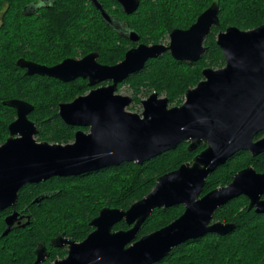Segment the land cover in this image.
Instances as JSON below:
<instances>
[{
    "label": "water",
    "instance_id": "obj_1",
    "mask_svg": "<svg viewBox=\"0 0 264 264\" xmlns=\"http://www.w3.org/2000/svg\"><path fill=\"white\" fill-rule=\"evenodd\" d=\"M125 15H132L140 0H112ZM102 20L115 31L121 26L103 9L98 0H89ZM219 8L213 3L189 28L173 29L167 45L138 44L130 48L115 65L97 62L89 53L80 59L67 58L46 67L19 59L17 66L27 76L38 75L68 83L88 80L94 87L69 103L60 104L58 116L68 126L79 130L68 144L38 142V130L28 115L33 106L24 100L2 102L16 112L8 126L9 137L0 146V211L15 205L19 189L52 177L80 176L117 167L122 163H143L171 150L184 141L188 150L202 142L206 148L191 163L157 178L153 189L126 210L103 208L89 225L94 231L80 243L63 235L50 241L51 247L68 246L66 258L51 264H156L170 251L189 240L207 234L225 236L234 224L215 222L214 213L240 196L249 199L248 209L264 213V173L253 167L237 172L231 183L200 197L206 178L239 151L252 157L264 153V138L254 137L264 131V24L247 31L228 27L216 36L225 65L202 71L204 80L188 89L179 106L169 107L168 100L155 92L141 101L140 114L127 111L132 98L116 94L117 85L141 71L145 64L168 52L178 62L196 63L206 52L204 41L213 27L219 26ZM128 41L137 44L140 36L123 31ZM184 206L183 213L167 226L136 240V235L155 210ZM13 213L5 219L6 236L17 221ZM127 231L113 232L120 223ZM34 264L48 258L46 247L39 244Z\"/></svg>",
    "mask_w": 264,
    "mask_h": 264
},
{
    "label": "trees",
    "instance_id": "obj_2",
    "mask_svg": "<svg viewBox=\"0 0 264 264\" xmlns=\"http://www.w3.org/2000/svg\"><path fill=\"white\" fill-rule=\"evenodd\" d=\"M27 2L0 0V144L15 115L2 102L12 99L33 106L29 119L38 129V141L67 144L73 141L75 129L59 118L58 106L85 94L89 90L87 82L78 79L62 83L47 77L26 76L16 65L19 55L29 45L26 58L51 65L67 57L96 53L99 63L111 66L122 61L134 44L123 32L107 25L89 0H53L51 7L40 8L36 18L22 14ZM99 2L113 20L137 32L140 42L146 45L161 43L173 29L189 28L212 3L219 8V26L212 28L205 39L206 52L198 62H178L166 52L149 60L141 71L124 81L122 85H127L134 105L153 92L166 98L169 107L181 105L185 92L201 79L204 67L216 69L225 65L222 51L216 45L220 31L228 27L247 31L264 24V0H140L132 15H125L115 1ZM188 144L182 142L175 150L142 165L122 163L89 174L53 177L25 186L18 193L16 208L25 209L30 216L29 224L0 238V264H31V251L36 243L48 244L62 233L82 241L91 232L90 221L101 209L126 210L153 189L158 177L190 163L206 147L201 144L190 152ZM248 166L264 172V153L251 157L248 152H238L208 176L204 193L229 184L238 171ZM42 195L38 206L32 203L33 198ZM182 211L181 205L155 209L140 227L137 239L167 226ZM3 216L0 214V236ZM213 220L232 223L234 230L225 236L207 234L186 241L156 264H264V216L248 211L245 198L218 209ZM126 228L121 222L114 229ZM64 254L63 250L52 249L47 263Z\"/></svg>",
    "mask_w": 264,
    "mask_h": 264
},
{
    "label": "flooded vegetation",
    "instance_id": "obj_3",
    "mask_svg": "<svg viewBox=\"0 0 264 264\" xmlns=\"http://www.w3.org/2000/svg\"><path fill=\"white\" fill-rule=\"evenodd\" d=\"M99 1V0H98ZM100 3V2H99ZM53 4V0H29V2H27V4L23 7V9H22V14L24 15V16H26V17H31V16H34L35 18L38 16V14L40 13V8H45V9H47L48 7H51V5ZM2 26V21L0 20V27ZM120 26H121V32H123V31H125V30H127V29H125V25H123V24H120ZM214 28V27H213ZM212 30V29H211ZM122 34H124V32L122 33ZM124 36L126 37V39H127V36H126V34H124ZM208 37V36H207ZM206 37V38H207ZM128 40V39H127ZM130 42V41H129ZM132 43V42H131ZM140 43H142V42H140V40H139V42L137 43V44H135V43H133L134 44V46H131L130 48H133V47H136L138 44H140ZM204 43H205V41H204ZM28 46L29 45H26V47H27V49H25V50H23L22 51V53H21V55H19V58H18V60L19 59H23V60H26V61H30V62H34V63H36V64H39V65H42V66H46V67H52V66H54V65H57V64H59L60 62H62L63 60H61L60 62H57V63H54V64H51V65H46V64H40V63H38V62H36V61H34V60H30V59H28V58H26V56H25V53L28 51ZM205 46V45H204ZM34 52H36L35 50H34ZM83 56H81V57H76V58H73V59H80V58H82ZM65 59H67V58H65ZM17 60V61H18ZM17 61H16V65H17ZM97 62H98V58H97ZM99 63V62H98ZM119 63V62H118ZM185 63V62H184ZM100 64H102V63H100ZM104 65V64H103ZM207 68H209V67H204L202 70H201V79L199 80V82H201V81H203L204 80V77L202 76V71L204 70V69H207ZM222 68V67H221ZM21 70H23V72H24V74L26 75V70L25 69H22V68H20ZM211 69H213V68H211ZM216 69H220V68H216ZM134 75V74H133ZM27 76V75H26ZM32 76H38V75H32ZM31 77V76H30ZM38 77H42V76H38ZM47 78H49V77H47ZM129 78V77H128ZM127 78V79H128ZM49 79H54V78H49ZM126 79V80H127ZM54 80H57V79H54ZM76 80H78V79H76ZM76 80H74V81H76ZM82 80V79H81ZM57 81H59V80H57ZM84 81H86L87 82V85H88V80L87 79H85ZM61 82V81H60ZM73 82V81H72ZM198 82V83H199ZM62 83H64V82H62ZM69 83V82H68ZM124 83V81L122 82V83H120V84H118L117 85V90L116 91H118V89L120 88V87H122V86H124V85H122ZM197 83V84H198ZM111 84V82L110 81H106V82H102V83H100V84H98V85H96V86H94V87H89L88 86V88H89V90L86 92V93H88L91 89H93V88H97V87H102V86H107V85H110ZM196 84V85H197ZM121 85V86H120ZM195 85V86H196ZM120 86V87H119ZM194 86V87H195ZM194 87H192V88H194ZM191 89V88H190ZM85 93V94H86ZM85 94H83V95H85ZM117 94V93H116ZM185 95V94H184ZM81 96V95H80ZM132 98V97H131ZM73 101V100H72ZM183 101H184V98H183ZM28 103V102H27ZM69 103V102H68ZM132 103H133V99H132ZM183 103V102H182ZM30 104V103H29ZM61 104H64V103H61ZM60 105V104H59ZM59 107V106H58ZM12 109V108H11ZM13 111H14V113H15V115H14V118H13V120L9 123V125L13 122V121H15V119H16V112H15V110L14 109H12ZM32 113V112H31ZM30 113V114H31ZM30 114L28 115V119H29V116H30ZM30 120V119H29ZM31 121V120H30ZM31 122H33V121H31ZM34 123V122H33ZM8 125V126H9ZM35 125V124H34ZM66 125V124H65ZM8 126H7V131H8ZM36 126V125H35ZM68 126V125H67ZM69 127H72V126H69ZM37 128V127H36ZM72 128H74L75 129V133L77 132V131H79V130H82V131H84V132H88V128H78V127H72ZM38 130V129H37ZM75 133H74V135H75ZM261 134V135H260ZM38 135V134H37ZM37 135L35 136V139L37 140ZM258 135H260V137H258ZM9 137V132L7 133V136L5 137V140H4V142L6 141V139ZM262 138H264V131H262V132H260V133H258L255 137H254V141H257V140H260V139H262ZM74 140V139H73ZM38 141V140H37ZM4 142H2L1 144H0V146L4 143ZM38 142H45V141H38ZM71 142H73V141H71ZM71 142H69V143H71ZM184 142H187V141H184ZM48 143V142H47ZM189 143V142H188ZM51 144H53V143H51ZM68 144V143H67ZM201 144H205L204 142H202ZM200 144V145H201ZM189 145V144H188ZM199 145V146H200ZM206 145V144H205ZM206 148V147H205ZM187 149H188V147H187ZM189 151V150H188ZM193 151H195V150H193ZM193 151H190V152H193ZM201 151H203V150H201ZM200 151V152H201ZM200 152H198L197 154H199ZM239 152H248V151H239ZM238 153V152H237ZM237 153H235V154H237ZM249 154H250V152H248ZM196 154V155H197ZM234 154V155H235ZM263 154V153H262ZM195 155V156H196ZM233 155V156H234ZM259 155H261V154H259ZM259 155H257V156H259ZM194 156V157H195ZM232 156V157H233ZM250 156H251V154H250ZM256 156V157H257ZM193 157V158H194ZM252 157V156H251ZM230 159V158H229ZM193 160V159H192ZM191 163V162H190ZM248 167H253V166H248ZM219 168V167H218ZM217 168V169H218ZM247 168V167H246ZM216 169V170H217ZM245 169V168H244ZM243 170V169H242ZM241 171V170H240ZM256 171V170H255ZM239 172V171H238ZM257 172V171H256ZM257 173H264V172H257ZM71 177V176H70ZM53 178V177H52ZM61 178V177H60ZM208 178V177H207ZM206 178V179H207ZM50 179V178H49ZM233 179V178H232ZM48 180V179H47ZM206 181V180H205ZM232 181V180H231ZM41 183V182H40ZM231 183V182H230ZM229 183V184H230ZM37 184H39V183H37ZM229 184H227V185H229ZM27 185H36V184H27ZM27 185H25V186H27ZM227 185H225V186H227ZM25 186H23L22 188H24ZM205 186V185H204ZM204 186H203V189H204ZM222 187H224V186H222ZM21 188V189H22ZM217 188H219V187H217ZM21 189H19V191L21 190ZM203 189H202V192H201V194H200V197H202V196H204L206 193H208V192H206V193H204V191H203ZM216 189V188H215ZM214 190V189H213ZM19 191H18V193H19ZM43 197H44V195H42V196H36L35 198H33V201H32V203L33 204H35V205H39V203H40V201H41V199H43ZM240 197H243V198H245V200L247 201V210L248 211H253L256 215H261V216H264V213H256L255 212V208L253 207L252 209H248V207H249V203H250V201H249V199L247 198V197H245V196H240ZM240 197H238V198H240ZM237 198V199H238ZM235 200V199H234ZM261 200H264V194L261 196ZM233 201V200H232ZM17 202H18V194H17V201H16V203H15V205H13V206H11V207H7V208H5V209H3V210H1L0 211V214H4V216H3V223H4V228H3V231L5 230V228H6V224H5V219L8 217V216H10V215H12L13 213H17L18 214V217H17V221L14 223V225L11 227V229H10V232L9 233H11L12 231H14L15 229H18V228H24V227H26L28 224H29V220H30V216L29 215H27V213L25 212V209H17L16 208V205H17ZM231 202V201H230ZM177 206H179V205H177ZM182 206V205H181ZM225 206V205H224ZM183 207V211H184V206H182ZM222 208V207H221ZM220 209V208H219ZM183 211H182V213H183ZM181 213V214H182ZM180 214V215H181ZM215 214V213H214ZM98 216V215H97ZM214 216V215H213ZM94 219V218H93ZM91 222V221H90ZM123 222V221H122ZM215 222H222V221H214L213 220V217H212V221L210 222V224H212V223H215ZM121 223V222H120ZM124 223V222H123ZM222 223H224V224H226L225 222H222ZM119 224V223H118ZM117 225V224H116ZM116 225L112 228V231L113 232H116V231H120V230H123V231H127L130 227H128L127 226V228L126 229H114L115 227H116ZM90 226V225H89ZM90 228H91V232L88 234V235H90L93 231H94V228L93 227H91L90 226ZM3 231H2V233H3ZM2 233H1V235H2ZM8 233V234H9ZM7 234V235H8ZM6 235V236H7ZM61 235H63L65 238H67V239H70L71 241H74V242H76V243H80V242H82L83 240H85L87 237H88V235L86 236V238L85 239H83L82 241H79V242H77V241H75V240H73V239H71V238H69V237H67L65 234H60V235H58V236H61ZM6 236H4V237H6ZM58 236H56V237H54V238H57ZM0 238H3L2 236H0ZM54 238H52V239H54ZM51 239V240H52ZM50 240V241H51ZM136 240H137V235H136ZM50 241L48 242V244H45V243H42V244H44L45 245V247H46V252L48 253V258L44 261V263L43 264H51V263H53L54 261H56V260H62V259H64V258H66L67 257V255H68V252H69V248H68V246H64V247H61V248H56V247H51L50 245H49V243H50ZM39 244H41V242H37L36 243V245H35V247L32 249V251H31V253H32V255H33V261L31 262V264H34V262H35V260L37 259V257H36V254H35V251H36V249L38 248V245ZM52 249H57V250H63L64 252H65V254L63 255V257H56L55 259H53V261H51V262H49V263H47V260L49 259V257H50V254H51V251H52ZM263 262H264V259H263Z\"/></svg>",
    "mask_w": 264,
    "mask_h": 264
},
{
    "label": "rangeland",
    "instance_id": "obj_4",
    "mask_svg": "<svg viewBox=\"0 0 264 264\" xmlns=\"http://www.w3.org/2000/svg\"><path fill=\"white\" fill-rule=\"evenodd\" d=\"M213 4V3H212ZM205 11V10H204ZM168 41H169V35L159 44H164V45H167L168 44ZM150 45V44H148ZM130 49V48H129ZM68 58V57H67ZM71 58V57H69ZM117 94L119 95H122V96H129V97H132L131 95V92L129 91L127 85H124L122 87H120L118 89V91H116ZM148 96H142V98L140 99V103L134 105L133 103L127 108V111L129 112H133V113H137V114H140L142 112V106H141V101L146 99ZM4 102V101H3ZM2 106H4L2 104Z\"/></svg>",
    "mask_w": 264,
    "mask_h": 264
}]
</instances>
